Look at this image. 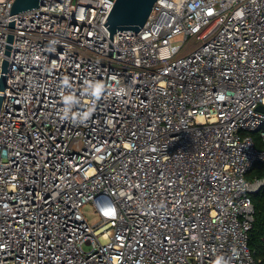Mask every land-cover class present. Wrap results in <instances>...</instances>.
<instances>
[{
  "label": "built area",
  "instance_id": "1",
  "mask_svg": "<svg viewBox=\"0 0 264 264\" xmlns=\"http://www.w3.org/2000/svg\"><path fill=\"white\" fill-rule=\"evenodd\" d=\"M13 2L0 0V264H256L264 0H157L113 38L116 0Z\"/></svg>",
  "mask_w": 264,
  "mask_h": 264
},
{
  "label": "water",
  "instance_id": "2",
  "mask_svg": "<svg viewBox=\"0 0 264 264\" xmlns=\"http://www.w3.org/2000/svg\"><path fill=\"white\" fill-rule=\"evenodd\" d=\"M157 0H116L108 15L105 25L108 27L111 37L119 31L135 30L138 32L147 22ZM42 0H14L10 14H17L32 8L39 7ZM14 23H11L13 26ZM12 37H10L11 39ZM9 61L6 59L3 71L8 70ZM1 89L6 86L5 75L1 78ZM3 97L0 96V109ZM262 108V107H261Z\"/></svg>",
  "mask_w": 264,
  "mask_h": 264
},
{
  "label": "trees",
  "instance_id": "3",
  "mask_svg": "<svg viewBox=\"0 0 264 264\" xmlns=\"http://www.w3.org/2000/svg\"><path fill=\"white\" fill-rule=\"evenodd\" d=\"M256 145L264 149V142L261 135L253 133ZM264 163H257L248 173L247 178H263ZM254 204V222L249 232V247L254 255L256 264H264V186L251 195Z\"/></svg>",
  "mask_w": 264,
  "mask_h": 264
},
{
  "label": "rangeland",
  "instance_id": "4",
  "mask_svg": "<svg viewBox=\"0 0 264 264\" xmlns=\"http://www.w3.org/2000/svg\"><path fill=\"white\" fill-rule=\"evenodd\" d=\"M255 133H257V134L260 135V131L255 132ZM260 137H261V136H260ZM83 210H84V212H85V215H86L87 219H88L91 223H94L95 220L98 219L97 215L94 213L95 207H94L93 203L90 202V203L85 204V205L83 206ZM85 248H86V249H89L88 246H85Z\"/></svg>",
  "mask_w": 264,
  "mask_h": 264
},
{
  "label": "clouds",
  "instance_id": "5",
  "mask_svg": "<svg viewBox=\"0 0 264 264\" xmlns=\"http://www.w3.org/2000/svg\"><path fill=\"white\" fill-rule=\"evenodd\" d=\"M65 83H67V81H65ZM100 89H97V92L99 91ZM214 264H227V262L224 260V258L221 256V257H217Z\"/></svg>",
  "mask_w": 264,
  "mask_h": 264
}]
</instances>
